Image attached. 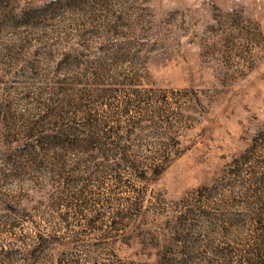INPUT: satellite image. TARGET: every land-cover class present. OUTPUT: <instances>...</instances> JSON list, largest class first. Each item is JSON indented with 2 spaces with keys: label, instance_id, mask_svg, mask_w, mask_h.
Listing matches in <instances>:
<instances>
[{
  "label": "rangeland",
  "instance_id": "374dc122",
  "mask_svg": "<svg viewBox=\"0 0 264 264\" xmlns=\"http://www.w3.org/2000/svg\"><path fill=\"white\" fill-rule=\"evenodd\" d=\"M263 130L264 0H0V264H264Z\"/></svg>",
  "mask_w": 264,
  "mask_h": 264
},
{
  "label": "trees",
  "instance_id": "16d2710c",
  "mask_svg": "<svg viewBox=\"0 0 264 264\" xmlns=\"http://www.w3.org/2000/svg\"><path fill=\"white\" fill-rule=\"evenodd\" d=\"M63 136L65 135H56V136H52V138L54 139L53 141L56 142H62V140H64ZM73 140L74 139H65V142H70L71 144H73ZM89 141V139H85V143ZM84 143V144H85ZM52 144V142H51ZM260 147H264V130L259 132L253 139V142L251 143V146L243 153L241 154V156H239L238 158L235 159V165L232 169V171L234 173H237L238 171H240L242 169V167L247 164L250 163L253 159H254V155L255 153L258 151V149ZM57 154V153H55ZM262 155L264 156V150L262 151ZM58 156V154H57ZM166 164V159L164 161H162L161 164H159L158 166H156V168L154 169L153 173L154 174H158L159 172H161L164 169V165ZM46 240V239H45ZM43 240V241H45ZM49 241V240H47Z\"/></svg>",
  "mask_w": 264,
  "mask_h": 264
}]
</instances>
